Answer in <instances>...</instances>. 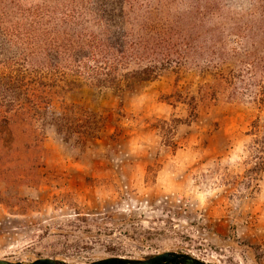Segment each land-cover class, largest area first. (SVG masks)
I'll return each mask as SVG.
<instances>
[{
    "label": "rangeland",
    "instance_id": "obj_1",
    "mask_svg": "<svg viewBox=\"0 0 264 264\" xmlns=\"http://www.w3.org/2000/svg\"><path fill=\"white\" fill-rule=\"evenodd\" d=\"M250 1L225 4L246 10ZM204 81L191 69L119 92L65 94L103 112L106 129L67 143L49 126L33 172L0 173V260L86 264L178 251L207 264H264V171L253 182L248 172L264 109L248 98L202 103L196 120L176 127V150L157 128L186 120L179 95H197Z\"/></svg>",
    "mask_w": 264,
    "mask_h": 264
},
{
    "label": "trees",
    "instance_id": "obj_2",
    "mask_svg": "<svg viewBox=\"0 0 264 264\" xmlns=\"http://www.w3.org/2000/svg\"><path fill=\"white\" fill-rule=\"evenodd\" d=\"M191 69L205 81L197 95H179L188 118L157 126L174 150L176 127L202 103L248 98L264 109V0L246 10L225 0H0V173L33 172L49 126L67 143L102 137L104 113L65 94L119 92ZM255 134L250 182L264 171V135Z\"/></svg>",
    "mask_w": 264,
    "mask_h": 264
},
{
    "label": "water",
    "instance_id": "obj_3",
    "mask_svg": "<svg viewBox=\"0 0 264 264\" xmlns=\"http://www.w3.org/2000/svg\"><path fill=\"white\" fill-rule=\"evenodd\" d=\"M0 264H82V263H74L56 258H39L31 263L14 262L6 259H1ZM86 264H207V263L186 252L169 251L154 255L147 259L109 257Z\"/></svg>",
    "mask_w": 264,
    "mask_h": 264
}]
</instances>
